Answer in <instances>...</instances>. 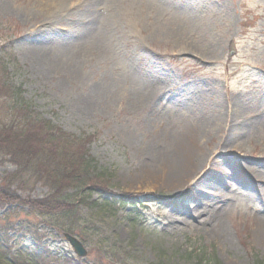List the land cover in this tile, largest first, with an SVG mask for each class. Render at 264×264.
I'll return each instance as SVG.
<instances>
[{
    "label": "rangeland",
    "instance_id": "374dc122",
    "mask_svg": "<svg viewBox=\"0 0 264 264\" xmlns=\"http://www.w3.org/2000/svg\"><path fill=\"white\" fill-rule=\"evenodd\" d=\"M209 1L222 14L210 26L198 19L208 29L188 42L199 54L124 21L115 48L83 62L75 79L52 68L49 46L69 25L47 31L35 10L23 17L22 0H0V61L14 95L55 127L89 138L86 151L114 193L147 198L137 207L82 208L92 235L86 258L27 207L0 205V264L17 256L32 264H264V0ZM230 103L241 134L225 151L212 128ZM195 128L211 129L202 171L181 182L148 172L147 142ZM13 171L0 164V185ZM12 191L25 200L48 195L41 184Z\"/></svg>",
    "mask_w": 264,
    "mask_h": 264
},
{
    "label": "bare ground",
    "instance_id": "6f19581e",
    "mask_svg": "<svg viewBox=\"0 0 264 264\" xmlns=\"http://www.w3.org/2000/svg\"><path fill=\"white\" fill-rule=\"evenodd\" d=\"M26 10L23 17H30L31 8L41 18L42 28L69 25L61 40L54 39L49 46L57 51L52 68L64 71L78 79L77 70L83 62L100 59L115 48L124 31L121 23L135 22L147 32L154 31L172 37L182 51L192 53L201 50L189 44V38L203 36L208 27L198 19L216 21L222 14L209 0H22ZM190 7L192 12L183 8ZM226 15H229L226 13ZM168 16V18H167ZM199 22V23H198ZM144 31V30H143ZM39 32V30H36ZM43 32H46L43 30ZM185 45V46H184ZM183 46V47H182ZM183 48V49H182ZM212 49V45L208 44ZM199 54V53H198ZM79 67V68H78ZM228 115L213 122V128L224 139L219 148L236 147L240 142V129L235 126L239 109L230 103ZM222 116V115H221ZM215 127V128H214ZM263 128V127H262ZM210 128H195L180 133H157L154 142H147L145 150L149 155L148 172L164 174L167 179L181 182L187 175L196 174L210 163L205 149V135H211ZM241 148V147H237ZM215 164V163H214ZM217 165V164H215ZM218 166V165H217Z\"/></svg>",
    "mask_w": 264,
    "mask_h": 264
},
{
    "label": "trees",
    "instance_id": "16d2710c",
    "mask_svg": "<svg viewBox=\"0 0 264 264\" xmlns=\"http://www.w3.org/2000/svg\"><path fill=\"white\" fill-rule=\"evenodd\" d=\"M3 66L0 61V164L10 163L15 171L2 180L0 205L25 206L61 236L68 233L89 241L92 235L84 229L82 208L137 207L147 199L114 193L107 173L98 171L86 151L89 138H75L36 116L6 84L9 73L5 77L7 68L3 72ZM37 184L48 190L40 200H25L12 191L15 185L31 189ZM47 258L35 264H46ZM6 261L32 264L20 256ZM213 264L221 263L213 260Z\"/></svg>",
    "mask_w": 264,
    "mask_h": 264
},
{
    "label": "water",
    "instance_id": "95a60500",
    "mask_svg": "<svg viewBox=\"0 0 264 264\" xmlns=\"http://www.w3.org/2000/svg\"><path fill=\"white\" fill-rule=\"evenodd\" d=\"M65 239L67 240V242L70 244V246L72 247L74 253L81 257V258H86L88 255L87 250L85 249L83 242L81 240H79L76 236L70 235L65 233L64 234Z\"/></svg>",
    "mask_w": 264,
    "mask_h": 264
}]
</instances>
